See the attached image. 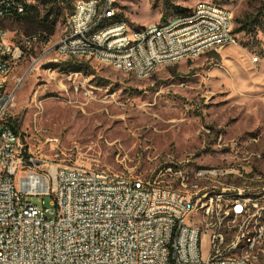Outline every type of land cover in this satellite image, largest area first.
I'll return each mask as SVG.
<instances>
[{
  "label": "built area",
  "instance_id": "obj_1",
  "mask_svg": "<svg viewBox=\"0 0 264 264\" xmlns=\"http://www.w3.org/2000/svg\"><path fill=\"white\" fill-rule=\"evenodd\" d=\"M12 1L17 0H0V71L14 67L39 45L43 50L91 48L109 62L144 72L170 56L209 47L210 40H224V47L238 43L230 13L197 2L192 16L170 27L150 22L140 32V44L127 49L125 18L119 26L95 32L99 18L117 13L116 0L75 3L67 31L55 45L44 43L39 32L14 42L3 25L21 12L12 8ZM97 5H104V12H97ZM43 56L44 51L35 60ZM16 94V86L0 83V264H251L250 256L235 254V246L253 214H260V231L249 247L264 246V195H257V189L248 197H230L225 188L220 195L205 197V189L216 186L190 188L193 171L229 168L206 166L190 172L189 160L168 157L155 170L116 175L115 169L79 156L60 160L67 148L59 136L23 134L12 115H6ZM48 148L55 151L54 158ZM253 156L260 154L243 160L253 163ZM206 238L210 251L204 257ZM257 257L264 264V254Z\"/></svg>",
  "mask_w": 264,
  "mask_h": 264
},
{
  "label": "rangeland",
  "instance_id": "obj_2",
  "mask_svg": "<svg viewBox=\"0 0 264 264\" xmlns=\"http://www.w3.org/2000/svg\"><path fill=\"white\" fill-rule=\"evenodd\" d=\"M28 2L27 19L3 21L10 38L19 42L47 31L29 24L48 14L47 25L57 19L49 41L58 42L77 0ZM197 2L230 11L237 44L218 55L207 52L163 63L146 77L93 58L60 57L55 51L35 60L44 51L39 45L9 76L10 86L17 87L10 110L15 127L23 134L59 136L67 148L60 160L79 156L123 173L155 170L168 157L183 158L189 160L190 172L206 166L229 168L219 174L193 171L190 188L216 186L206 188L205 197L219 195L223 188L230 195L248 197L252 188L264 195V0H116L115 6L132 31L167 22ZM185 8L190 10L181 13ZM46 152L55 157V151ZM252 153L260 156H253V163L243 160ZM45 199L52 207V198ZM258 224L260 214L248 218V226ZM203 249L207 257L210 238Z\"/></svg>",
  "mask_w": 264,
  "mask_h": 264
},
{
  "label": "bare ground",
  "instance_id": "obj_3",
  "mask_svg": "<svg viewBox=\"0 0 264 264\" xmlns=\"http://www.w3.org/2000/svg\"><path fill=\"white\" fill-rule=\"evenodd\" d=\"M81 2H85V0H77L76 3H81ZM92 2H102V0H92ZM200 3H206V6H208V7H215L216 10L221 11L222 13H230V11L227 8H224V7L215 5V4L207 3V2H200ZM12 8L21 9V12H18V14L25 12V6H24V3L22 1L21 2L20 1H12ZM194 9H196V5L193 7V9L191 11L184 13V14H181V15H178V16L172 18L171 20H169L167 22H163V23L162 22H160V23L156 22V25L160 26V27H170L171 24H174L177 20H181V19H184L186 17L192 16ZM97 12H104V5H97ZM119 24H121V17L118 15V13H108V14L104 15L102 18H99L98 23L95 24V32L107 31V29H110L112 26H119ZM230 26H231L232 30H234L233 17H232L231 13H230ZM145 28H149V24L141 26V27H136L132 31H130L129 30V22L126 23L125 28H123V38H128L127 49H135L136 44H140V32H143ZM60 41H61V39L56 43H59ZM44 42L47 43V45H55V43H50V41H48V40H44ZM237 42H238V39H237ZM223 47H224V40H210L209 41V47L208 46H200V47H197L196 49H194L192 51L185 52V55L170 56L168 58H165L164 62H162L161 64L167 63V62L179 61V60L187 59V58H192V59L197 58L208 50L220 51L221 49H223ZM54 51L60 57H65V58H68V57L93 58V59H96V60L101 61L103 63L111 64L118 69L132 72L135 75H137L138 77H146V76L150 75L153 71H155L157 69V67L159 65H161V64L154 65V67H150V69L148 71L141 72L139 67H131L130 65H123V64H117L116 62H109V58L107 56H104L99 52H93L91 48H83V51H80V50L66 49L64 47H46L44 49V56L46 53H49V52L51 53ZM15 65H17V64H15ZM14 67L13 66H6L5 68H3V71H0V83H5V80H6V85H10L9 84V78H7V77L10 76ZM13 106L14 105H11L10 107L6 108V115H10V110ZM115 173H116V175H123V173H121V172L115 171ZM196 187H197V185H196ZM249 189H250V186H249ZM230 197H242V196H240V193H239V195H230ZM253 215H256V214H253ZM251 226H253V225H251ZM258 226H259V224L256 225L255 229H253V227H250V225H249L248 228H250V230H248V229H246L247 231L244 230V232L242 234H240V236L237 237V239H236L235 254L244 253L245 255L250 256L251 257V264H258V257L257 256L264 254V246H252V248L249 247L252 239L254 238V235H257L258 232L260 231V226L259 227ZM262 240L264 241V227L262 228ZM242 241H243V245L240 246Z\"/></svg>",
  "mask_w": 264,
  "mask_h": 264
},
{
  "label": "trees",
  "instance_id": "obj_4",
  "mask_svg": "<svg viewBox=\"0 0 264 264\" xmlns=\"http://www.w3.org/2000/svg\"><path fill=\"white\" fill-rule=\"evenodd\" d=\"M17 1H22L23 3H24V6H25V12H23V13H20V14H15V15H13L12 17H14V16H18V17H24V18H28L29 17V13H30V11H31V7H32V5H31V3L30 2H28V0H17ZM55 4H58L57 2H56V0H55V3H54V5ZM73 7H70V9L71 10H73L72 9ZM190 9H187V8H185V9H183L182 10V12L181 13H184V12H187V11H189ZM39 12L40 11H37V13L39 14ZM51 12V11H50ZM72 12V11H71ZM262 13H264V5H263V8H262ZM26 14H28V15H26ZM37 14V15H38ZM40 15V14H39ZM38 15V16H39ZM120 17H122L121 15H119ZM48 17V14H47V16L46 17H41V18H36V20L35 19H32L33 20V22H30V27H31V29H47V31H40L39 33H42L43 34V38H44V40H48L49 41V36H50V34L51 33H53V30H54V27H55V25H56V22H57V19H54V20H52L51 21V24L50 25H47L46 23H45V21L47 20L46 18ZM32 18V17H31ZM31 18L29 19V20H31ZM250 24H251V22H250ZM35 33H38V32H35ZM214 52V54H217V52H215V51H213Z\"/></svg>",
  "mask_w": 264,
  "mask_h": 264
},
{
  "label": "crops",
  "instance_id": "obj_5",
  "mask_svg": "<svg viewBox=\"0 0 264 264\" xmlns=\"http://www.w3.org/2000/svg\"><path fill=\"white\" fill-rule=\"evenodd\" d=\"M237 33V32H236ZM239 38V37H238ZM222 50V49H221ZM213 51H215V50H208V51H206L205 53H207V52H212V53H214ZM215 52H218V51H215ZM204 54V53H203ZM214 55H218V54H214Z\"/></svg>",
  "mask_w": 264,
  "mask_h": 264
}]
</instances>
